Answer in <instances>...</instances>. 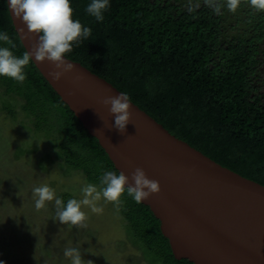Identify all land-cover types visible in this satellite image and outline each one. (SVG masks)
<instances>
[{
	"label": "trees",
	"instance_id": "16d2710c",
	"mask_svg": "<svg viewBox=\"0 0 264 264\" xmlns=\"http://www.w3.org/2000/svg\"><path fill=\"white\" fill-rule=\"evenodd\" d=\"M217 2L219 15L205 0H109L100 22L86 12L91 0H70L73 19L91 35L65 57L127 93L175 137L264 185V11L241 0L233 13L227 0ZM3 32L15 48L3 41L0 47L21 57L6 0H0ZM24 71L23 83L0 76L2 97L15 96L34 129L52 136L61 159L103 187L104 172L119 174L103 148L32 61ZM121 199L119 212L148 256L159 264H193L174 257L148 206L127 193Z\"/></svg>",
	"mask_w": 264,
	"mask_h": 264
},
{
	"label": "water",
	"instance_id": "95a60500",
	"mask_svg": "<svg viewBox=\"0 0 264 264\" xmlns=\"http://www.w3.org/2000/svg\"><path fill=\"white\" fill-rule=\"evenodd\" d=\"M7 8L25 51L39 36ZM55 81V65L33 64L61 100L96 138L118 172L131 180L136 168L159 182L160 192L142 204L160 222L176 259L193 264H264V185L220 165L132 103V121L121 133L102 101L121 91L78 62ZM99 131L97 132V130Z\"/></svg>",
	"mask_w": 264,
	"mask_h": 264
},
{
	"label": "rangeland",
	"instance_id": "374dc122",
	"mask_svg": "<svg viewBox=\"0 0 264 264\" xmlns=\"http://www.w3.org/2000/svg\"><path fill=\"white\" fill-rule=\"evenodd\" d=\"M88 184L102 188L61 159L52 136L34 129L15 96L8 101L0 92V261L71 264L64 251L77 248L85 262L92 260L94 264H159L130 235L113 203L97 202L104 209L102 214L84 206L82 210L89 217L86 229L61 224L55 201L40 210L35 207L36 187L48 185L66 205L69 199H83L82 189Z\"/></svg>",
	"mask_w": 264,
	"mask_h": 264
},
{
	"label": "clouds",
	"instance_id": "9594fccd",
	"mask_svg": "<svg viewBox=\"0 0 264 264\" xmlns=\"http://www.w3.org/2000/svg\"><path fill=\"white\" fill-rule=\"evenodd\" d=\"M256 10L264 11V0H247ZM216 14H222V5L217 0H205ZM241 4V0H227V8L235 12ZM8 7L12 14L26 25L31 34L39 36V41L31 52L25 51L21 57H17L8 47H0V76L9 77L19 83L26 79L25 67L29 65L33 57L38 62L45 60L55 65V71L49 73L53 80L59 81L65 73L73 70V65L65 59L72 52L73 45L79 46L83 40L91 35V28L85 27L77 19H73V8L70 0H8ZM110 7L109 0H91L86 12L95 17L97 21L104 20L103 13ZM189 11H192L189 8ZM0 41L6 42L15 48V44L6 32L0 33ZM102 103L109 107V112L115 117L114 125L121 133L126 130L128 123L132 121L131 99L127 93L117 96L105 97ZM99 129L97 130V132ZM131 180L123 172L117 174L106 171L100 177L103 186L98 190L94 184H88L82 189L83 199H69L64 204L63 200L56 197L55 190L48 185L33 189L37 197L35 207L37 210L45 208L48 202L55 201L56 215L61 224L86 229L89 217L82 210L84 206L93 213L102 214L104 209L97 206V202L103 199L113 203L117 208L121 207V197L127 193L136 203L148 200L153 194L160 192L158 181L149 179L142 168H136L132 173ZM65 257L70 258L71 264H94L92 260H85L77 248H67ZM0 264H4L0 261Z\"/></svg>",
	"mask_w": 264,
	"mask_h": 264
}]
</instances>
